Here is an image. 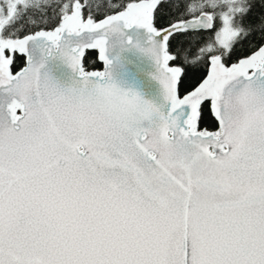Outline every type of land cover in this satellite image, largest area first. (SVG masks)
<instances>
[{
	"label": "snow or ice",
	"instance_id": "1",
	"mask_svg": "<svg viewBox=\"0 0 264 264\" xmlns=\"http://www.w3.org/2000/svg\"><path fill=\"white\" fill-rule=\"evenodd\" d=\"M0 264H264V0H0Z\"/></svg>",
	"mask_w": 264,
	"mask_h": 264
},
{
	"label": "water",
	"instance_id": "2",
	"mask_svg": "<svg viewBox=\"0 0 264 264\" xmlns=\"http://www.w3.org/2000/svg\"><path fill=\"white\" fill-rule=\"evenodd\" d=\"M128 35L132 36L133 42L135 43L137 37L133 32L126 33L125 37H109V40L111 42L113 39H124L126 43ZM95 51L98 50L86 49L85 53ZM123 59L130 62L134 66L135 76L132 78L128 77L126 80H118V82L124 87L134 88L140 91L148 99L157 98L159 96V87L151 80V76L155 71L151 61L148 58L140 56L134 52L125 53ZM17 114L19 115V112Z\"/></svg>",
	"mask_w": 264,
	"mask_h": 264
},
{
	"label": "trees",
	"instance_id": "3",
	"mask_svg": "<svg viewBox=\"0 0 264 264\" xmlns=\"http://www.w3.org/2000/svg\"><path fill=\"white\" fill-rule=\"evenodd\" d=\"M92 52L85 53V58L87 60L86 68L89 71L92 70H102V65L99 63V61H96L95 66H93V61L95 60V57L91 55ZM18 70V69H15ZM204 126H207L206 124Z\"/></svg>",
	"mask_w": 264,
	"mask_h": 264
}]
</instances>
